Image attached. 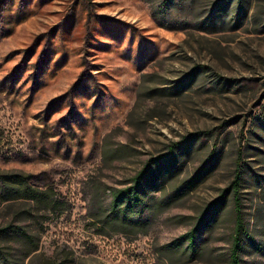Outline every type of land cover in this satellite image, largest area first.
<instances>
[{"label": "rangeland", "instance_id": "374dc122", "mask_svg": "<svg viewBox=\"0 0 264 264\" xmlns=\"http://www.w3.org/2000/svg\"><path fill=\"white\" fill-rule=\"evenodd\" d=\"M172 145L150 222L103 225ZM238 170L242 264H264V0H0V174L66 207L0 205L41 233L25 264H229ZM207 207L200 254L168 250Z\"/></svg>", "mask_w": 264, "mask_h": 264}, {"label": "trees", "instance_id": "16d2710c", "mask_svg": "<svg viewBox=\"0 0 264 264\" xmlns=\"http://www.w3.org/2000/svg\"><path fill=\"white\" fill-rule=\"evenodd\" d=\"M176 145H172L169 151L158 158L146 162L143 167L134 175L129 185L124 188L112 191V200L106 209L102 223L117 230H132L136 233L142 230L150 222L155 210L160 207L156 202L155 192L163 180L162 176H155L154 171L162 164L176 158ZM176 166V163L174 164ZM241 174L237 171L234 188V227L231 240L229 264H242L241 252L245 238H249L246 219L242 210L239 188ZM188 190L194 188V178L187 180L184 184ZM175 195L166 198L174 199ZM224 195L219 197L223 199ZM168 201V202H169ZM24 202L28 209L22 211L28 214L31 222L38 220V214H55L56 216L64 213L66 207L59 198V193L52 189L34 188L28 183V178L20 174H0V205H16ZM207 207L197 218L195 226L182 238L168 244L166 248L173 252H178L181 246V254L188 256L199 255L201 248L199 245V235L204 227L207 216ZM37 212L38 214H36ZM147 218L144 219V215ZM16 214V217L21 216ZM149 217V218H148ZM105 231L100 232V234ZM41 233L29 227L10 221L0 225V264H25L38 252L40 248ZM73 262V259H71ZM70 260V261H71ZM63 261L61 264H66Z\"/></svg>", "mask_w": 264, "mask_h": 264}]
</instances>
